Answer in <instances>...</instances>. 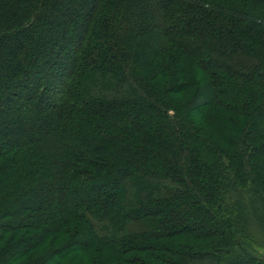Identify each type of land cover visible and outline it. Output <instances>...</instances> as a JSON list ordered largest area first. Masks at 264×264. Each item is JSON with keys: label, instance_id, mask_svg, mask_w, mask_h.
Here are the masks:
<instances>
[{"label": "trees", "instance_id": "16d2710c", "mask_svg": "<svg viewBox=\"0 0 264 264\" xmlns=\"http://www.w3.org/2000/svg\"><path fill=\"white\" fill-rule=\"evenodd\" d=\"M81 256L264 264V0H0V264Z\"/></svg>", "mask_w": 264, "mask_h": 264}, {"label": "rangeland", "instance_id": "374dc122", "mask_svg": "<svg viewBox=\"0 0 264 264\" xmlns=\"http://www.w3.org/2000/svg\"><path fill=\"white\" fill-rule=\"evenodd\" d=\"M46 199H48V198H46ZM175 210H178L177 207H175ZM180 212H182V210ZM187 213L190 216V212L187 211ZM187 213L185 214V216H188ZM84 256H88V255H84ZM84 256L79 257L77 264H84L86 261H88V259H86V257H84Z\"/></svg>", "mask_w": 264, "mask_h": 264}]
</instances>
